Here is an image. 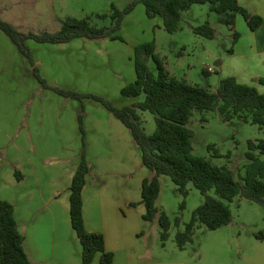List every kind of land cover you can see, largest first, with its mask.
<instances>
[{"label":"rangeland","instance_id":"1","mask_svg":"<svg viewBox=\"0 0 264 264\" xmlns=\"http://www.w3.org/2000/svg\"><path fill=\"white\" fill-rule=\"evenodd\" d=\"M133 1L0 0V16L23 32H54L61 27L58 18L68 16L91 18L98 26L109 25V19L96 16L112 14L113 6L124 10ZM207 21L215 27L213 39L198 36L192 30ZM181 27L176 33H168L162 19L148 18L139 2L122 21L118 33L123 40L76 39L59 45L28 41L40 75L52 87L76 94L71 96L43 87L34 76L30 61L0 30V169H15L16 161L26 163L31 158L41 169L40 178L44 180V174L48 178L50 172H56L59 186L64 184L62 172L79 163L80 151L85 148L88 163L91 160L95 170L106 174L104 193L113 192L115 167L132 168V203L137 204L132 206V239L145 251L143 259L132 264H247L241 254L245 256L246 243L256 233H264V205L249 201L239 204L235 199L230 203L234 216L230 226L211 231L198 225L193 241L180 250L176 233L184 229L204 197L192 183L184 197L169 176H161L156 205L173 222L170 238L163 242L158 218L147 222L137 210L145 168L129 130L102 102L82 96L101 97L119 109L143 100V95L127 98L121 91L136 78V47L150 41L156 42L157 53L170 75L217 90L221 79L232 69L234 32L241 30L219 23L218 15L210 11L208 4H195L184 12ZM219 62L224 66H218ZM149 66L157 72L152 60ZM208 68L213 71L207 74ZM140 114L146 132L152 134L156 129L153 114ZM189 126L194 132V154L215 165H227L239 181L249 163V141L264 139V129L259 126L237 118L225 121L216 111L194 110ZM210 194L215 196L214 191ZM176 218L181 219L179 228L174 225ZM97 258L98 255L92 264H97Z\"/></svg>","mask_w":264,"mask_h":264},{"label":"trees","instance_id":"2","mask_svg":"<svg viewBox=\"0 0 264 264\" xmlns=\"http://www.w3.org/2000/svg\"><path fill=\"white\" fill-rule=\"evenodd\" d=\"M145 7L148 18L160 17L168 33H176L181 28L183 13L195 4H208L210 11L218 15V22L235 30L238 15L247 22L250 30L256 31L264 22V15L252 14L245 9L239 0H134L124 10L113 6L112 14L97 15L100 19H109V25L98 26L91 18L78 19L68 16L59 19L61 27L54 32H23L0 16V30L5 33L20 52L30 61L34 76L43 87L52 89L61 95H76L52 87L44 79L35 65L28 41L38 43L65 44L76 39L85 40H123L118 33L124 17L133 11L137 3ZM201 37L213 39L216 30L210 22L192 28ZM240 33L235 30V45ZM155 41L145 42L135 49L134 68L136 78L121 91L127 98H140L132 105L117 108L105 99L94 95H82L102 102L115 117L130 131L138 147L143 165L152 173L142 184V200L146 212L145 221L158 218L161 227V240L167 241L171 235L173 222L165 211L157 205L161 191V176H169L178 187L179 192L187 197L188 185L193 184L203 195V203L197 207L191 220L184 229H178L175 241L180 250L193 241L194 231L198 225H204L214 231L228 226L233 220L230 203L236 198L246 199L252 203L264 205V139L249 141L246 154L249 163L241 181L236 180L233 171L227 165L218 166L205 157L194 154V132L189 124L194 110L216 111L225 121L240 119L251 122L264 129V93L255 86L240 83L235 77L221 79L216 91L192 84L186 79L170 75L164 59L157 53ZM233 52V48L230 53ZM152 60L157 72L149 66ZM208 74L209 72L205 70ZM264 85V78L259 79ZM153 114L156 129L152 134L146 132L140 112ZM82 125V123H81ZM83 146L85 139L83 138ZM90 165L86 158L85 148L80 163L70 185V214L72 227L82 246V264H92L100 254L99 264H113L114 254L106 250L105 237L101 232H91L84 221L83 190L87 183ZM15 176L21 174L15 170ZM214 191L215 196L210 192ZM132 203V206H136ZM184 207V203L181 208ZM180 218L174 225L179 228ZM264 240L261 231L255 234ZM25 237L19 230L14 205L6 200L0 201V264H30L24 249Z\"/></svg>","mask_w":264,"mask_h":264},{"label":"crops","instance_id":"3","mask_svg":"<svg viewBox=\"0 0 264 264\" xmlns=\"http://www.w3.org/2000/svg\"><path fill=\"white\" fill-rule=\"evenodd\" d=\"M239 2L252 14L264 15V0ZM212 27L215 28L213 25ZM236 28H239L241 33L233 52L230 53L234 62L226 77L233 76L240 83L255 86L264 93V85L259 84V79L264 78V22L256 31H252L245 19L238 15ZM218 66L223 67L224 63L219 62ZM207 71L212 72L209 68ZM135 148L141 158L136 145ZM81 156L82 151L79 160ZM15 163L17 167L15 169L14 167L0 169V201H9L15 207L19 230L25 237L24 249L30 264H82V246L72 227L70 214V185L80 161L68 171L62 172L64 176H61V181L64 184L59 186L56 183V172H50L48 178L44 174L42 180L41 169L31 158H27L26 163L20 159ZM89 165L90 172L83 190L86 228L91 232L103 233L106 250L114 254L113 264H132L142 260L145 251L137 247L136 241L132 239V168L115 167L117 170L113 174L116 175V184L112 186L113 192L109 194L102 192V187L108 184V180L103 179L106 174L95 170L96 166L91 160ZM141 166L145 168L142 174L144 180L152 173L143 163ZM120 168L123 169L119 171ZM15 170L20 172L22 176L20 180L16 178ZM141 200L142 189L141 197L136 200L139 202V208L136 209L144 219L146 208ZM236 200L239 204L247 202L246 199L239 197ZM133 218L135 220V215ZM246 248L243 250L245 256L241 254V258H245L247 264H264V240L254 237L246 243ZM99 260L100 254L97 264Z\"/></svg>","mask_w":264,"mask_h":264},{"label":"built area","instance_id":"4","mask_svg":"<svg viewBox=\"0 0 264 264\" xmlns=\"http://www.w3.org/2000/svg\"><path fill=\"white\" fill-rule=\"evenodd\" d=\"M209 71H213L211 68H209Z\"/></svg>","mask_w":264,"mask_h":264}]
</instances>
